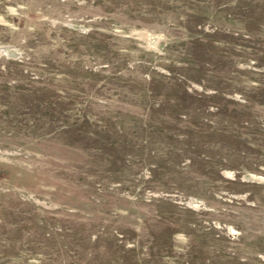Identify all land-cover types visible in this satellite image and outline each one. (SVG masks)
<instances>
[{"label": "rangeland", "instance_id": "obj_1", "mask_svg": "<svg viewBox=\"0 0 264 264\" xmlns=\"http://www.w3.org/2000/svg\"><path fill=\"white\" fill-rule=\"evenodd\" d=\"M0 264H264V0H0Z\"/></svg>", "mask_w": 264, "mask_h": 264}]
</instances>
